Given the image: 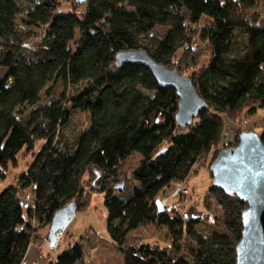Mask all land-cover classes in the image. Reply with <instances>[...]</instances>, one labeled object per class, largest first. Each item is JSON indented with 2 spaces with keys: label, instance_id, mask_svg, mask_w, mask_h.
<instances>
[{
  "label": "trees",
  "instance_id": "1",
  "mask_svg": "<svg viewBox=\"0 0 264 264\" xmlns=\"http://www.w3.org/2000/svg\"><path fill=\"white\" fill-rule=\"evenodd\" d=\"M258 2L88 0L61 12L59 0H0V67L6 70L0 75V164L17 163L23 148L34 155L28 170L0 194V264H22L40 238L34 220L38 228L51 225L55 212L70 202L80 210L84 176L98 171L113 242L122 247L129 232L149 222L168 229L175 250L172 255L159 245L130 244L121 264H236L246 202L212 186L227 231L203 235L199 216L159 213L157 201L218 146L225 115L264 108V24L243 15ZM158 28L163 31L156 34ZM33 30L37 41L28 43L24 32ZM196 37L209 56L189 77L208 107L182 127L176 90L159 85L142 64L117 66L116 55L144 48L184 74ZM59 80L65 86L61 96L41 103V92ZM45 94L51 96L52 87ZM27 107L32 111L23 122ZM77 111L88 114L89 124L70 141L63 129ZM259 135L264 143V129ZM39 139L45 143L35 152ZM134 152L142 157L132 174L139 185L124 195L127 183L119 169ZM31 187L35 200L26 219L21 192ZM184 238L192 240L186 254ZM84 258L82 243L74 242L50 264Z\"/></svg>",
  "mask_w": 264,
  "mask_h": 264
},
{
  "label": "rangeland",
  "instance_id": "2",
  "mask_svg": "<svg viewBox=\"0 0 264 264\" xmlns=\"http://www.w3.org/2000/svg\"><path fill=\"white\" fill-rule=\"evenodd\" d=\"M60 11L72 9L77 6V0H59ZM79 4V3H78ZM79 11L84 9L83 5L79 6ZM243 15L247 20H256L264 24V0H259L258 4L253 8L243 9ZM208 14L202 19V24L208 20ZM28 30V28H27ZM162 28L156 30L161 33ZM24 35L26 42L35 43L38 37V30H33ZM192 53H190V65L180 66L185 75L191 76L194 72H198L203 64L208 60L209 48L198 37L195 38ZM178 57L181 50L178 51ZM182 60L177 59L176 62ZM196 61L197 64H194ZM178 64V65H179ZM6 70L0 67V75H4ZM52 87V95L45 94L46 89ZM65 89L64 82L59 80L56 84H49L45 90L41 92V103L46 104L57 100ZM32 107L24 110L21 119L27 122ZM89 124L88 114L77 111L74 113L70 124L63 129L68 140L73 141L80 132L84 131ZM264 129V108H259L256 112L251 113L250 109H244L237 116H224V131L221 141L210 154L204 155L198 164L195 165L187 180L182 183H173L166 188L159 196V200L167 197L165 203L166 209L171 214L179 212L184 217L199 216L201 223L197 226V230L203 235H209L213 232H226L227 227L224 218V208L219 203L218 198L212 192L213 175L210 166L217 158L219 152L226 148L236 145L239 140V134L243 131H255L261 134ZM45 143L44 139H39L35 143V152H39ZM141 155L137 152L132 153L123 163L120 172V179L126 181L127 188L123 193L129 194L134 186L139 182L132 176L134 168L141 160ZM34 162V155L28 149L23 148L17 155V163L9 162L7 165L0 164V194L3 190L15 184L17 178L25 173L30 165ZM88 172L83 179L84 198L82 200V208L77 210L74 219L69 223L66 229L59 233L56 245L52 246L50 240L51 225L38 228L39 223L33 221V226L37 229L38 241L32 245L43 246L42 250L49 255L50 253L56 258L71 243H82L85 250L84 261L78 264H121L124 259V251L130 244L139 245L141 243H150L159 245L163 249L169 250L174 255L172 240L169 231L165 226H158L154 223L145 222L142 226L129 232L126 243L122 247H118L109 234L107 228L108 211L104 204V194L99 189V182L103 177L100 171ZM24 217L28 218V208L34 205L35 194L33 188H29L21 192ZM182 251L188 253V246L192 244V240L184 238L181 242Z\"/></svg>",
  "mask_w": 264,
  "mask_h": 264
},
{
  "label": "water",
  "instance_id": "3",
  "mask_svg": "<svg viewBox=\"0 0 264 264\" xmlns=\"http://www.w3.org/2000/svg\"><path fill=\"white\" fill-rule=\"evenodd\" d=\"M88 0H77L84 4ZM138 63L147 67L159 85L172 87L179 97L176 119L180 126L193 123L208 107L196 90L192 79L177 68L157 62L146 49H127L117 53L116 64ZM212 186L247 203L242 211V234L236 245V264H264V143L255 131H243L238 143L223 149L210 166ZM124 188V183H122ZM167 197L158 200L159 213L166 210ZM77 213V205L70 202L58 209L51 223L50 240L57 244Z\"/></svg>",
  "mask_w": 264,
  "mask_h": 264
},
{
  "label": "crops",
  "instance_id": "4",
  "mask_svg": "<svg viewBox=\"0 0 264 264\" xmlns=\"http://www.w3.org/2000/svg\"><path fill=\"white\" fill-rule=\"evenodd\" d=\"M42 247L43 246L31 244L22 264H50V262H54L57 259V257L55 258L51 253L47 255V253L42 250Z\"/></svg>",
  "mask_w": 264,
  "mask_h": 264
}]
</instances>
